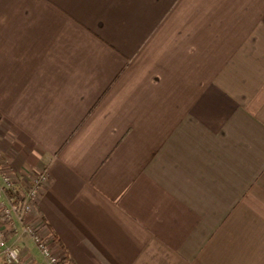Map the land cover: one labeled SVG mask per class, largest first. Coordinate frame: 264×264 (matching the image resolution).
<instances>
[{"label":"crops","instance_id":"crops-1","mask_svg":"<svg viewBox=\"0 0 264 264\" xmlns=\"http://www.w3.org/2000/svg\"><path fill=\"white\" fill-rule=\"evenodd\" d=\"M0 154L67 264H264V0H0Z\"/></svg>","mask_w":264,"mask_h":264},{"label":"built area","instance_id":"built-area-1","mask_svg":"<svg viewBox=\"0 0 264 264\" xmlns=\"http://www.w3.org/2000/svg\"><path fill=\"white\" fill-rule=\"evenodd\" d=\"M45 181L46 173L40 172L27 186L23 185L0 154V255L7 264H20L21 259L20 249L8 243L11 231L16 229L15 221L20 224V230L30 236L48 264H67L53 251L52 235L44 234L26 218L34 210L38 191Z\"/></svg>","mask_w":264,"mask_h":264},{"label":"rangeland","instance_id":"rangeland-1","mask_svg":"<svg viewBox=\"0 0 264 264\" xmlns=\"http://www.w3.org/2000/svg\"><path fill=\"white\" fill-rule=\"evenodd\" d=\"M14 225H15V231H17V230H19L20 229V224L17 222V221H15L14 222ZM14 232V230H12L11 231V233H13ZM11 235V234H10ZM10 237V236H9ZM0 259H3L4 260V258L0 255ZM4 262H5V260H4ZM6 263V262H5ZM7 264V263H6Z\"/></svg>","mask_w":264,"mask_h":264},{"label":"trees","instance_id":"trees-1","mask_svg":"<svg viewBox=\"0 0 264 264\" xmlns=\"http://www.w3.org/2000/svg\"><path fill=\"white\" fill-rule=\"evenodd\" d=\"M62 261H64V259H62Z\"/></svg>","mask_w":264,"mask_h":264}]
</instances>
